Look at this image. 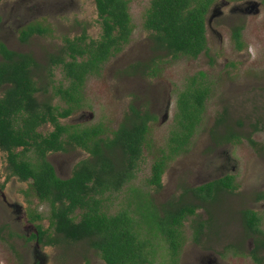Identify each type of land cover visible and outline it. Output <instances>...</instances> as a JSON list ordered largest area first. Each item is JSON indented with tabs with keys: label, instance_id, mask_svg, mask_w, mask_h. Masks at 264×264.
<instances>
[{
	"label": "rangeland",
	"instance_id": "1",
	"mask_svg": "<svg viewBox=\"0 0 264 264\" xmlns=\"http://www.w3.org/2000/svg\"><path fill=\"white\" fill-rule=\"evenodd\" d=\"M9 1L0 4V13L3 16L6 10L11 9ZM64 1L72 6H65L66 9L47 15L48 20L54 24L52 35L33 36L27 43H21L17 40L15 27L5 23L0 25V40H4L11 49L30 52L39 58L37 60L40 64L45 65L44 57L57 53L63 46V35L79 32L77 21L86 26L92 37H97L100 30L94 0ZM148 4L149 0L130 2L129 13L133 31L129 42L104 63L99 75L86 78L81 95V109L68 120H62L68 123L82 120L84 125L101 123L107 133H110L122 120L131 103L147 107L152 113L158 114V119L150 122L148 143L145 145L135 178L119 192L104 194L102 210L112 214L126 207L128 199L132 201V187H141L140 189L148 191L156 202L176 197L181 192V198L185 201L197 202L190 196L191 193L185 195L183 189L233 172L238 188L233 192L221 194L214 206L203 204V207L197 209V215H207L213 206V211L218 212L215 224L222 232L229 233L230 237L236 232L238 236L242 231L238 209H257L264 225V201L256 202L254 197L257 191L264 189V5L256 16L231 14L224 8V15L215 21L222 40L206 29L208 51L201 53L197 58H190L184 55L172 57L164 52L152 50L150 32L142 25ZM239 23L244 25V30L241 36L242 47L238 50L231 38L230 27ZM155 55L160 56L161 71L157 77L128 76V73H124L123 69L127 65L148 60ZM198 71L206 73L205 83L210 88L202 119L187 150L167 161L164 187L156 190L146 182L151 164L160 156L159 150L166 147L173 126L177 92L185 86L186 78ZM52 72L50 78L47 67L34 69L39 87L49 86L50 89L52 83L63 79L60 67H53ZM2 93L3 88H0V96ZM168 95L170 101L165 111ZM38 97H45L53 104L64 106V103L51 93L40 92ZM223 112L225 114L221 129L239 135L240 140L215 146L210 137V130ZM82 113L84 116L79 118ZM89 113L93 116L90 117ZM40 129L47 132L51 127L43 125ZM249 139L255 141L256 145H252ZM4 156L5 154L0 152V264H33L39 257L41 264H104L99 253L89 247L87 241L65 240L54 233L49 226V206L39 202L29 192L26 197L22 192L26 183L11 178L1 186L6 173ZM83 156L82 151L75 150L69 154L49 155V160L65 162L70 167ZM133 196L136 206L143 209L144 205H139L142 201L140 196L137 193ZM131 203V209L134 211L135 204ZM33 211L42 215V219L35 223L28 221V213ZM134 216L137 214L134 213ZM37 223L47 229L53 237L58 238L59 242L54 245H41L29 240L28 236L35 231L34 224ZM183 231L185 242L180 251L179 264L186 262L191 243L187 222ZM245 245L247 249V246L251 245L250 240L245 239ZM155 248L152 264H164L169 257L167 245L160 241ZM242 264L252 262L245 257Z\"/></svg>",
	"mask_w": 264,
	"mask_h": 264
},
{
	"label": "trees",
	"instance_id": "2",
	"mask_svg": "<svg viewBox=\"0 0 264 264\" xmlns=\"http://www.w3.org/2000/svg\"><path fill=\"white\" fill-rule=\"evenodd\" d=\"M129 1L96 0L102 27L100 38L89 43L85 41L84 46L69 42L63 48L64 55L73 60L65 62L61 59L56 62L62 65V70L72 80L70 89L63 91L58 88L56 91L70 104L61 112L57 106L48 102L40 104L35 98L34 92L38 87L30 77V67L37 64L32 57L0 44V53L4 57L0 62V84H9L0 97V148L8 152L14 175L20 180H33L30 185L35 195L48 202L50 226L62 238L86 240L88 246L95 249L106 264H152L156 241L161 238L169 244L170 250L164 264H176L182 241L183 219L194 212L195 205L181 204L174 208L169 204L163 205L159 211H152L149 206L143 209L137 206L135 211H138V217L131 213L130 206L112 214L102 210L103 194L119 190L126 180L134 176L143 147L148 143L147 121L153 119L151 113L141 114L132 107L135 118L130 125L122 123L113 132L112 138H95L101 132L96 127L86 128L82 133L74 132L76 142L88 150L90 157L82 160L68 179L56 177L53 167L45 159L47 150L63 149L61 135L66 128L57 122V116H66L80 106V98L78 95L76 97L74 91L88 74H99L102 64L121 51L128 42L133 30L128 13ZM213 2L150 0L143 18V27L150 32L152 50L172 57L184 55L196 58L202 52L206 53L205 18ZM26 37L23 36V39ZM83 38L80 39L82 42ZM233 39L237 48H241L239 30H234ZM77 56L81 60L77 61ZM157 58L159 56L155 55L147 64L136 63L132 66L137 68L142 64L151 70V75H155L159 71ZM209 91L205 73L198 72L187 77L185 86L177 92L173 126L166 147L159 150L160 156L151 164L150 184L160 186L166 162L187 150L202 119ZM222 119L220 114L217 120L220 122ZM46 121L53 123L55 129L43 136L36 128ZM18 146H22L23 151L14 152ZM30 149L34 153L35 162L24 156L26 150ZM230 180L231 177L226 176L185 191L205 199L211 195L213 186H231ZM244 214L245 225L256 230L257 217L249 210ZM29 216L31 220L42 218L40 213L29 212ZM76 216H79L78 220ZM37 232L39 242H59L58 238L49 236L41 225H37Z\"/></svg>",
	"mask_w": 264,
	"mask_h": 264
},
{
	"label": "flooded vegetation",
	"instance_id": "3",
	"mask_svg": "<svg viewBox=\"0 0 264 264\" xmlns=\"http://www.w3.org/2000/svg\"><path fill=\"white\" fill-rule=\"evenodd\" d=\"M5 1H9V0H0V4L2 2H5ZM131 1L132 0H130L128 3V13H129V4ZM9 4H10L11 9L6 10L4 16L0 13V25L1 24L3 25L5 23L7 25L8 23H10L11 24L10 26L15 27V30L17 33L16 34L17 40L21 43H27L28 40H30V38L33 36L43 37L46 35H52L54 24L48 20L47 15L51 14L52 12H58L60 10L66 9L65 6H69V7L72 6L71 3H69V2L65 3L64 0H10ZM94 4H95L96 16H97V23L99 25V30H100L99 35L95 38L92 37L89 34L88 30L86 29V26L82 25L81 23H79L77 21L76 24L78 26H80L79 32L76 34H73V35H69V34L63 35L62 39H61L63 42L62 43L63 46L60 48V50L57 53H54V54H51V55L44 57L43 61H44V63H46L45 65H43L42 63L40 64L37 60L38 57L31 54L30 52L18 51V50L11 49L8 45H6V42L4 40H0V44L4 45L9 50H12V51L18 52V53L28 54L30 57H32L34 62L37 64V65H32L30 67V77H31L32 81L35 83V85L38 87V90L34 92V96L40 104H42L44 102H48V103L52 104L53 106H57V108L60 112L63 109L68 108V105H70L66 102V99H63L61 94H57L56 91L58 88L62 89L63 91L68 89V88L70 89L72 80H71V78L67 77L65 72L62 70V65L60 63H56V62H59L61 59H63V61H65V62L73 60L68 55H64V52H63V48L65 46H68L69 42H76L75 43L76 45L84 46L85 41L87 43H89L91 40H97L100 38L102 27H101V18L99 16V11H98L97 6H96V0H94ZM149 4H150V0H149ZM149 4H148V7H149ZM63 5H64V7H63ZM263 5H264V0H220L219 2H216L214 0V2L210 5V7L208 9V12L206 13L205 28L208 29V31L210 33L217 35L219 37V40L221 41L222 37H221V34L217 30V23L215 21L219 17L224 15V8L227 9L228 12H231V14L232 13H238V14H241L243 16H251V15L256 16V15L260 14V8ZM69 7H67V8L69 9ZM147 8H146V10H147ZM146 10L144 12V15L146 13ZM130 17H131V15H130ZM131 23H132V20H131ZM142 25H143V23H142ZM2 28H6V27L2 26ZM8 29L10 31H12V29H10V28H8ZM234 30H239L240 34L242 36V32L244 30V25L242 23H239V24H235L232 27H230L231 38L234 42V46L236 49L239 50L240 48H237L236 43L233 39ZM23 36L24 37L27 36L25 40L23 39ZM82 37H84L83 38L84 42H82V40H80ZM206 40H207V37H206ZM241 41H242V39H241ZM128 42H129V40H128ZM126 44H124V46ZM207 48H208V46H207ZM113 56H111V57H113ZM111 57H109L106 61H108ZM159 58H160V56H159ZM159 58L156 59L157 62H159V65H158L159 71L155 75H151V70L148 69L146 66H143L145 63L147 64L151 58L148 60H143L141 62L131 63V64L127 65V67H125L123 69V71L125 74L128 73L127 74L128 76L137 75V76L157 77L159 75V72L161 71ZM3 60H4V57L0 53V62ZM76 60L77 61L81 60V57L77 56ZM104 63L102 64L101 69H102ZM136 63H142L143 65L141 64L137 68L132 66L133 64H136ZM38 67H42V68L47 67V72H48V75L50 78L53 75L52 68L53 67H60L61 73H62V76L64 79V80L63 79L62 80L66 81V84H64L61 80L58 83H52L50 89H49V86L48 87H39L37 80H36V77L34 76V69H36ZM101 69H100V72H101ZM198 72H203V71H198ZM99 74H88L86 76V78L88 76H91V75H99ZM86 78L84 79L83 83L79 87H77L78 93H77V90L74 91V94H76V97L78 95V97L80 98V100H79L80 106L73 109L66 116H57V122L66 128L62 132V135H61L63 149L47 150V152L45 154V159L53 167V172H54L55 176L60 178V179L70 178L72 176L74 170L78 166V164H80V162L82 160L90 157V155H89L90 153L88 152V150L85 149L81 144L76 142L75 138L73 137L74 132L82 133L86 128L96 127L95 129H98V131H101V132H99L95 138H104V139L107 137L112 138L113 132L115 130H117L122 123H126V125H130L131 121L135 118V115H134L133 111L131 110L132 107L135 108L136 110H139L141 112V114L149 112L153 115V119L147 121V125L149 127H150V122L156 121L158 119V114L156 112L152 113L151 111H149V109L147 107L143 108L140 105H134L133 103H131L128 105V110H127L126 114L124 115V117L122 118V120L119 122L117 127H115L110 133H107L106 128L101 123H97L94 125H84L85 122H83L82 120L79 122L73 121L71 123L62 121L64 119L68 120L69 117H71V115H73L76 111H79L81 109V106H82L81 105V101H82L81 95L83 92L84 83H85ZM205 79H206V73H205ZM49 85H50V82H49ZM8 86H9L8 83L0 84V88H3V93L6 89V87H8ZM40 92H42L44 94L51 93L52 96L57 97L60 101H62L64 103V106H61L60 104H53L50 100H48L45 97L40 99L38 97V94ZM3 93L1 94V96L3 95ZM169 97L170 96L168 95L167 101H166L167 105H166L165 111L168 109V106H169V101H170ZM224 114L225 113L223 112L221 114V116L223 117ZM83 116H84V114L82 113L79 115V118H82ZM85 116H87V114ZM89 116L92 117L93 116L92 113H89ZM126 116L129 117L128 120L125 119ZM18 120L19 119H17L16 122H18ZM221 121H223V119ZM221 121L218 122V120H216L215 126L210 130V135H211L210 137L212 139L213 145L218 146L221 144L238 142L240 140V136L237 134H234L233 132H229V131L227 133L225 130L221 129V127H220ZM43 125H48L49 127H51V129H49L47 132H42L40 128ZM54 129H55V125L53 123H51L50 121H46V122L40 124L39 126H37L36 131L38 133H40L41 135L45 136V135H48L49 133H51L52 131H54ZM148 133H147V136H148ZM249 141L251 142L252 145H256L255 141H253L251 139H249ZM88 143L90 144L91 141H89ZM144 148H145V146L143 147V151H144ZM23 149L24 148L22 146H18L15 148L14 152L19 153V152L23 151ZM75 150L82 151L84 156L77 159L73 165H70V167H68V165L65 162L60 163V162H56V161L52 162L51 160H49V155L57 154V153L58 154L59 153L60 154H69ZM0 152L5 154V156H4V161H5L4 169L6 171L5 176H4V181L1 184V186L3 187V185L5 183H7L11 178H15V180H17L18 182L26 183V188L22 191L25 196L27 195V192H29L39 202L46 203L48 205V202L46 200L42 201L35 195V192L30 185V183L33 182V180L31 178H28L26 180H20L17 175L13 174V172L10 168V162L8 160V152L6 150L1 149V148H0ZM24 156H25V158L28 157V159H30L32 162H35V156H34V153L32 152L31 149L26 150ZM138 166H139V164H138ZM224 166H226V165H223V167ZM137 170H138V167L134 171V176L131 177L130 179L126 180V182H124V184L121 186V188L119 190L107 191L104 194L111 193V192H119L126 184H129L135 178V176L137 174ZM165 172H166V170L164 168V170L161 174V178H160V186H157L155 184H150L148 182V179L150 178V175H151V167H150V175L146 180L147 184L154 187L156 190H161L164 187V174H165ZM64 175H66V176H64ZM226 176L231 177V180H230L231 186H226L224 184L213 186L212 191H211V195L206 196L205 199L199 198L198 196L194 195V193H192L190 191L186 192L185 190L188 187L184 188L183 189L184 194L186 195L187 193H191L190 196H192L197 202L185 201L183 198H181L182 192L178 196L176 195V197L173 196V197H170V198L163 200L161 202H156L152 199L151 194H149L148 191H144V190L140 189L141 187H138V188L132 187V189H131V200L132 201H130L128 199L127 206H130V208L133 207V205L131 203V202H133L135 204V208L137 207L136 202L134 200V196H133L135 193H137L140 196V198L142 199V201L139 205L140 206H143V205L149 206L153 209L152 211H154L155 209L159 211L163 207V205L169 206V204L173 205L174 208H177L181 204H193L196 206L194 212L192 214H188L185 217V219H183V225L181 227V229H182V241H181V244L179 246L176 264H179V262H180L179 255H180L181 248L185 242V236H184V231H183V226H184L185 222H187V227L189 229V239H190L191 243L189 245L188 257H187V260L184 264H242L243 259L245 257H248L251 260L252 264H264V225H263L262 216L260 215V212L257 209L248 207V208H242V209L237 210V215H238V218H239V221L241 224V229H242L241 233L238 236L236 235L237 234V232H236V234H233L230 237L228 235L229 233L222 232L218 228V226L215 224L216 218L218 219V212L216 211V213H215L213 211L214 203H216L217 197H219L221 194H223L225 192L226 193L227 192H233L234 190H236L238 188V183L236 182L235 174L233 172H228V173H225L221 176H218L215 179L206 181V182L201 183V184L196 185V186H200V185L206 184L208 182L220 180ZM196 186H192V187H196ZM189 188H191V187H189ZM97 197H99V195ZM183 197H184V195H183ZM254 197H255L256 202L264 201V189L257 191ZM203 204L213 205V206L211 207L210 212H208V209L206 208V211L208 212V214L204 215L202 217V216L197 215V209L203 207L202 206ZM220 204H218V205L216 204V205L220 206ZM246 210L253 212L255 217H257V221H256L257 229L254 231H253V229H250L245 225V217H244L245 214L244 213ZM136 211L131 210V213L137 214L138 211L137 212ZM76 212H79V210H77ZM33 213L35 214L37 212L33 211ZM135 217H138V214ZM188 218H189V220H187ZM41 219L31 220L29 213H28V221H30L31 223H35V221L41 220ZM78 219H79V216H76V220H78ZM37 225H40V224H38V223L34 224L35 231L28 236V239L34 240L36 244H41V245H54V244H56V243L46 244L44 242H39L38 241ZM49 226H50V222H49ZM51 228L53 229V227H51ZM45 230L47 231V229H45ZM1 231H2V228L0 230V234H1ZM47 234L49 236L53 237L48 231H47ZM229 238H230V240H228ZM245 239L250 240V242H251V245L247 246V249H246V245H245ZM43 240H46V238H43ZM65 240H67V239H65ZM70 241H72V240H70ZM81 241H84V240H81ZM160 241L164 242L163 239L158 238L156 241L157 246L159 245ZM165 244L167 245L168 255H169V252H170L169 244L167 242ZM101 260L103 261L104 264H106L102 258H101ZM41 263H42V260L39 257L38 259L34 260L33 264H41Z\"/></svg>",
	"mask_w": 264,
	"mask_h": 264
},
{
	"label": "water",
	"instance_id": "4",
	"mask_svg": "<svg viewBox=\"0 0 264 264\" xmlns=\"http://www.w3.org/2000/svg\"><path fill=\"white\" fill-rule=\"evenodd\" d=\"M165 117H166V115H165Z\"/></svg>",
	"mask_w": 264,
	"mask_h": 264
}]
</instances>
